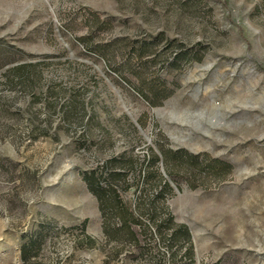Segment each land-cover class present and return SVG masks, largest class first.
Returning a JSON list of instances; mask_svg holds the SVG:
<instances>
[{"label":"rangeland","instance_id":"obj_1","mask_svg":"<svg viewBox=\"0 0 264 264\" xmlns=\"http://www.w3.org/2000/svg\"><path fill=\"white\" fill-rule=\"evenodd\" d=\"M0 264H264V0H0Z\"/></svg>","mask_w":264,"mask_h":264},{"label":"trees","instance_id":"obj_2","mask_svg":"<svg viewBox=\"0 0 264 264\" xmlns=\"http://www.w3.org/2000/svg\"><path fill=\"white\" fill-rule=\"evenodd\" d=\"M93 174L94 171L85 175L84 178L89 189L93 191L99 201V207L105 217L104 231L107 235H113L120 240L135 239L137 237V231L134 230L133 224L139 222L136 218V214L137 212H143V208H141L138 203L132 206L124 204L115 187L108 183L105 186H102L97 182L98 178L94 177ZM165 185L168 186L167 182H165ZM111 215L116 217V229L109 225L110 219L108 218L111 217ZM176 231L177 234L175 233V235L177 237L183 239L189 238V231L184 225H179L176 228Z\"/></svg>","mask_w":264,"mask_h":264}]
</instances>
